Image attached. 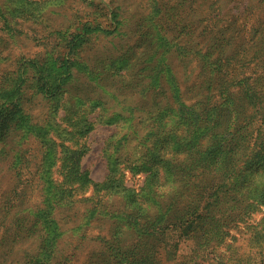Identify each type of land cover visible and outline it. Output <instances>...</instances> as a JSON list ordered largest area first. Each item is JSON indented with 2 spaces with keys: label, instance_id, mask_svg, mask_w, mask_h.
Listing matches in <instances>:
<instances>
[{
  "label": "rangeland",
  "instance_id": "374dc122",
  "mask_svg": "<svg viewBox=\"0 0 264 264\" xmlns=\"http://www.w3.org/2000/svg\"><path fill=\"white\" fill-rule=\"evenodd\" d=\"M32 1L39 4L26 8V0H0V109L6 102H21L32 122L41 127L54 122L55 116L61 122L70 104L81 108L94 123L82 139L87 150L80 157V168L99 183L125 173L127 190L110 199L103 195L107 199L105 212L87 218L86 202H77L64 212L69 218L54 249H60L57 255L67 257L64 264H86L91 252L105 244L97 236L110 238L115 225L120 224L116 234L128 227L124 214L135 192H141L147 203H156L149 212L154 216L156 210L159 217L154 222L153 217L145 224L141 221L144 231L162 222L174 196L181 193L180 207L189 203L191 192L184 187L176 193L173 186L178 175L182 181L191 169L195 168L192 175L197 176L206 166L204 182L211 184L221 178L212 167L231 134L224 121H217L218 101L226 98L219 95L222 88L211 84V77L223 81L214 67V36L220 29L225 36L221 39L237 36L234 30L239 33L234 43L241 40L245 46V37L251 40L255 36L252 31L248 33V26L256 18L264 19V10L259 0H245V15L250 21L243 28L240 19L229 11L228 0ZM105 58L107 64L102 61ZM47 82L50 89H40ZM88 96L87 106L83 103ZM96 101L109 105L102 120ZM113 114L118 115L115 123H107L106 118ZM36 130L24 135L16 127L10 132V153L4 159L0 156V199L15 182L16 170H8L12 155L24 150L29 156L26 161L34 166L36 159L30 155L39 157L46 151ZM49 136L54 138L52 132ZM176 157L186 160L181 164L184 174L180 168L172 170ZM262 166L256 155V159H244L239 171L256 178ZM199 189L204 191L194 188ZM162 190L168 200L162 206L164 214L159 202ZM92 191L89 188L78 197L83 199ZM27 196L18 206L34 210L41 203L39 191L28 187ZM228 203L231 201L225 198L219 206L212 205V212L206 215L210 220L197 226L195 237L181 241L179 256L165 264H216L218 259L229 264H260L264 240L247 224L230 220L226 215ZM263 215L264 206L256 207L247 222L256 223ZM8 221L15 226L13 217ZM210 221L213 224L207 229ZM214 224L220 229L212 230ZM171 236L173 233L167 235L171 243L178 240ZM128 238L135 239L131 234ZM40 242L39 233L18 241L13 232L4 234L1 229L0 264H22L26 255L40 252Z\"/></svg>",
  "mask_w": 264,
  "mask_h": 264
},
{
  "label": "trees",
  "instance_id": "16d2710c",
  "mask_svg": "<svg viewBox=\"0 0 264 264\" xmlns=\"http://www.w3.org/2000/svg\"><path fill=\"white\" fill-rule=\"evenodd\" d=\"M228 2H230L229 11L235 14L234 18H239L242 27H246V23L250 21V17L245 15L248 10L247 1L228 0ZM259 2L264 10V0H259ZM33 3L39 4L38 1L26 0L25 7L27 8ZM215 12L218 17L220 8L217 7ZM248 29V33L252 31L255 36L250 40L247 39V35L245 46L241 40L234 43L233 40L239 36V33L234 30L232 31L237 36L232 35L221 39L225 37L222 29L216 31L214 36L216 41L214 48L217 49L214 67L223 81L211 77V84L222 88L219 95L226 98L225 101H218L219 119L217 121H224L226 129L231 134L226 148L216 155V162L212 167L217 168L221 173V178L211 184L204 182L206 179L202 172L206 170V166L197 176L192 175L196 174L195 168L191 169V174L186 173V178L182 181L178 175L173 179V186L176 187V193L184 187L191 192L189 203L180 207L177 203L180 202L181 193L174 196L169 206L171 207L170 211H167L162 222L155 228L148 226V229L144 231L141 230V221L145 224L149 218L153 217L152 221L154 222L159 217L156 210H154L155 217L149 212L150 206L156 203H147V199L141 196V192L134 191L131 207L124 214L128 227L116 234L120 224L115 225L113 231L110 232V238L97 236L105 244L91 252L86 264H165L179 256V243L195 237L197 226L210 220L206 215L210 211L212 212V205L218 204L219 206L221 200L225 198L231 201L228 203L230 209L226 213L230 220L247 224L255 229L264 240V215L256 223L247 222L254 208L264 206V19L258 21L256 18L250 23ZM107 58L102 59L106 64L108 63ZM102 61L101 63H103ZM40 89L49 90V82L41 84ZM89 100L90 96L83 104L88 106ZM59 105L55 109V114ZM95 105L100 106L99 117L102 120L106 117L109 105L107 102L99 105L97 101ZM90 109L93 110L92 107ZM117 116V114L107 116L106 122L115 123ZM61 119V122H57L55 116L54 122H48L46 125L38 127L32 122L21 102H6L0 109V156L2 154V159L10 153L7 148L8 136L12 130H16V127L24 135L34 132L37 128V138L46 146V151L39 157L34 154L30 155L36 159L34 166L29 160L26 161L29 157L26 151L22 150L16 152L14 156L12 155L8 170L11 172L16 170L13 178L15 182L7 192L2 194L0 199V215L2 214L0 230L2 229L4 234L13 232V238L18 241L24 236H32L34 233L41 234V242L38 247L40 252L26 255L22 264H64L67 262V257L63 254L57 255L60 253V249H54L55 244L56 246L59 244V242L56 243L57 239L65 232L64 221L69 218V215L64 212L72 210L77 202H86L89 203L86 217L93 218L97 214L105 212L104 205L107 199L103 195H108V199H110L119 195L122 190H127V187L124 186L125 173L122 171L119 175H112L108 181L99 183L93 181L88 172L80 168V157L87 150V147L82 144V139L93 128L94 123L89 118V114L83 112L81 108L75 109V105L70 104L65 116ZM51 132L54 134V138L49 136ZM255 151L258 153L255 154ZM256 155L263 162V169L258 171L256 178L242 174L239 168L244 159H256ZM185 163L184 158L176 157L172 170L180 168L184 174L185 169L181 168V164ZM129 167L131 168V166ZM118 170L117 167L116 172ZM56 172L60 177H57ZM183 174H181L182 177ZM194 186L204 188V191L203 189L196 191ZM28 187L38 190L41 197V203L34 210L18 206L19 204L23 205L25 199L28 198ZM89 188L93 189L91 195L83 199L78 197ZM220 192L228 193L229 196ZM166 194L164 190L159 192L161 214H164L163 203H168V200L164 199ZM211 199L213 200L211 201ZM11 217L15 220V226L11 221H8V219L11 220ZM115 219L113 217L112 220L116 222ZM211 224H213L212 221L206 228L210 229ZM217 229H220L218 224H214L212 230ZM127 231L135 239L128 238L130 234ZM169 233H173L171 237L178 238V240L171 243L167 237ZM209 235L205 234V236ZM211 237L216 239L213 235ZM130 239L133 243H130ZM52 247L53 252L50 250ZM43 251L45 255L42 253ZM52 253H55L54 256ZM215 263L229 264L222 263L219 259ZM260 264H264V258Z\"/></svg>",
  "mask_w": 264,
  "mask_h": 264
}]
</instances>
